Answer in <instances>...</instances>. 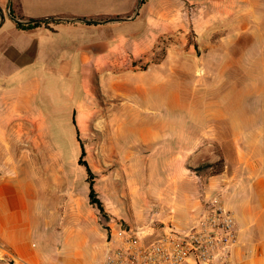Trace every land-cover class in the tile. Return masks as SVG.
<instances>
[{
    "label": "rangeland",
    "instance_id": "obj_1",
    "mask_svg": "<svg viewBox=\"0 0 264 264\" xmlns=\"http://www.w3.org/2000/svg\"><path fill=\"white\" fill-rule=\"evenodd\" d=\"M36 2L43 16L63 9L120 16L131 0ZM126 23L90 83L72 95L59 85L36 97L34 111L47 124L34 125L27 144L50 206L69 226L80 219L92 264L103 263L105 242L120 226L185 227L200 197L216 194L209 181L264 144L255 139L264 130L255 124L264 119V0H143ZM240 264L264 258L248 254Z\"/></svg>",
    "mask_w": 264,
    "mask_h": 264
},
{
    "label": "crops",
    "instance_id": "obj_2",
    "mask_svg": "<svg viewBox=\"0 0 264 264\" xmlns=\"http://www.w3.org/2000/svg\"><path fill=\"white\" fill-rule=\"evenodd\" d=\"M137 1L131 0L120 16L90 9H63L43 16L34 10L36 0H11L10 10L20 18L109 19L130 13ZM8 5L9 0H0L4 14ZM6 19L10 20L6 17L0 23V264H92L85 254L90 248L82 239L80 219L78 228L66 224L56 205L50 206L48 188L34 177L27 160L34 125L47 124L44 115L34 111L33 103L42 91L50 94L59 85H67L72 95L76 88L90 83L94 63L113 49L115 41L124 39L128 21L95 25L51 20L21 28ZM107 25L112 27H96ZM103 31L99 38L77 39ZM72 101L69 96L70 111ZM255 124L264 126V119ZM255 139L264 143L263 129H258ZM262 147L247 162L214 176L207 186L222 195L224 205L236 217L239 244L234 262L238 264L248 254L264 258V144ZM196 210H200L199 203ZM255 233L260 239L257 244L253 243Z\"/></svg>",
    "mask_w": 264,
    "mask_h": 264
},
{
    "label": "built area",
    "instance_id": "obj_3",
    "mask_svg": "<svg viewBox=\"0 0 264 264\" xmlns=\"http://www.w3.org/2000/svg\"><path fill=\"white\" fill-rule=\"evenodd\" d=\"M199 201V212L185 227L151 220L112 231L102 264H235L234 250L239 244L235 215L220 193L202 195Z\"/></svg>",
    "mask_w": 264,
    "mask_h": 264
},
{
    "label": "water",
    "instance_id": "obj_4",
    "mask_svg": "<svg viewBox=\"0 0 264 264\" xmlns=\"http://www.w3.org/2000/svg\"><path fill=\"white\" fill-rule=\"evenodd\" d=\"M10 4L11 0H9V5L6 9V13L0 9V23H2L5 18H9L11 21L21 24V25H34V24H39V23H44L48 22L51 20H58V21H65V22H77V23H85V24H117L125 21H131L133 20L136 16H138V13L142 7L143 0H138L135 10L133 12V15L130 17H114V18H109V19H91V18H84V17H79V18H20L12 14L10 10Z\"/></svg>",
    "mask_w": 264,
    "mask_h": 264
},
{
    "label": "trees",
    "instance_id": "obj_5",
    "mask_svg": "<svg viewBox=\"0 0 264 264\" xmlns=\"http://www.w3.org/2000/svg\"><path fill=\"white\" fill-rule=\"evenodd\" d=\"M12 14L15 15L14 11L12 10ZM19 27L21 28H31V27H35V26H39L40 24H34V25H21V24H17ZM73 125L76 126V121L75 119L73 120ZM84 154V152L82 153V155ZM90 171V170H88ZM94 195V190L92 188V186L90 187V196Z\"/></svg>",
    "mask_w": 264,
    "mask_h": 264
},
{
    "label": "bare ground",
    "instance_id": "obj_6",
    "mask_svg": "<svg viewBox=\"0 0 264 264\" xmlns=\"http://www.w3.org/2000/svg\"><path fill=\"white\" fill-rule=\"evenodd\" d=\"M132 132V131H131ZM141 134V133H140ZM131 135V134H130Z\"/></svg>",
    "mask_w": 264,
    "mask_h": 264
}]
</instances>
